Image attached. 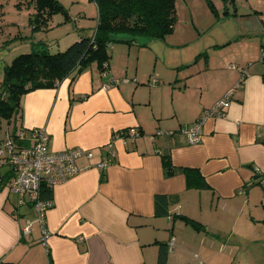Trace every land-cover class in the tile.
<instances>
[{"label":"crops","instance_id":"0c3cea01","mask_svg":"<svg viewBox=\"0 0 264 264\" xmlns=\"http://www.w3.org/2000/svg\"><path fill=\"white\" fill-rule=\"evenodd\" d=\"M229 15H237L236 10ZM249 17L234 41L245 47L255 43V49L246 52L250 57L243 59L250 65L219 67L213 88L199 96L184 94L183 86H178L183 94L168 91L174 80L186 76L181 59L167 78L156 73L160 77L149 75L144 81L138 79V68L132 77L118 72L111 54L106 74L92 64L56 87L26 93L18 113L10 120L0 117V141L7 132L28 135L42 128L53 151L80 147L92 152V157L76 161L79 172L52 188L47 245L40 242L36 222L31 234L21 235L26 219H35V210L29 202L18 205V197L0 185V261L158 264L160 244L165 243L166 264H191L217 243L219 250L248 243L256 224L262 230L264 223L258 222H264V62L257 56L264 45V14L254 10ZM95 28H79V36L92 35ZM134 45L139 44L126 46ZM13 58L0 55V83ZM207 66L210 70L211 64ZM224 71L228 74L222 77ZM230 92L224 115L205 118L202 141L188 143L180 129L204 118ZM131 128L141 135L125 140L121 134ZM110 143L115 157L101 170L98 165ZM3 168L0 175L11 176ZM157 195L177 197L167 216L156 215ZM180 215L200 222L205 230L192 228Z\"/></svg>","mask_w":264,"mask_h":264},{"label":"rangeland","instance_id":"374dc122","mask_svg":"<svg viewBox=\"0 0 264 264\" xmlns=\"http://www.w3.org/2000/svg\"><path fill=\"white\" fill-rule=\"evenodd\" d=\"M210 1L214 4L215 12L211 10L208 0H177L178 21L173 34L164 41L139 37L138 46L114 44L115 50L110 49L111 65H115L122 74L127 72V77H132L138 68V79L147 81L149 75L152 79L160 76L167 78L173 73L171 66L181 59L186 64L183 67L186 76L174 80L171 84L174 87H169L168 91L183 94L178 88L183 86L186 90L184 94L194 96L213 88V78L218 77L214 72H220L219 67L227 68L234 63L248 68L250 64L243 59L250 57L246 52L255 49V43L245 47L242 41L234 40L241 35V28L250 18L249 14L254 10L264 14V0ZM60 2L67 9L69 19H65L63 13H58L54 15L49 29L36 31L29 22L34 11L31 5L25 0H0V55L6 53L12 58L41 49L40 42L47 44L52 53L63 51L78 39L79 28L85 27L89 31L97 26L98 10L92 0ZM235 10L237 15H229L234 14ZM218 44L221 46L217 47ZM261 58L260 51L257 61L261 62ZM207 64H211L210 70ZM227 74L224 71L222 77ZM261 228L258 224L253 226L248 243L227 245L223 250L218 249L217 243L216 249L198 254L199 257H194L191 264H264V225Z\"/></svg>","mask_w":264,"mask_h":264},{"label":"trees","instance_id":"16d2710c","mask_svg":"<svg viewBox=\"0 0 264 264\" xmlns=\"http://www.w3.org/2000/svg\"><path fill=\"white\" fill-rule=\"evenodd\" d=\"M92 1L98 10L97 26L92 35H80L65 50L56 53L40 42L41 49L21 53L7 64L0 83V117L10 120L18 113L26 93L39 88L56 87L64 79L92 64H96L101 73L108 72L110 49L114 44H139V37L164 41L174 32L178 21L177 0ZM25 3L34 9L29 22L36 31L49 29L54 15L58 13H63L65 19H69L68 11L60 0H25ZM208 3L215 12L214 4L210 0ZM165 164L167 172H171L169 161L166 160ZM184 171L193 172L189 169ZM201 186L207 187L203 183ZM41 197L51 198L52 189H42ZM176 199V196L157 195L156 215L167 216ZM179 217L192 228L205 230L200 222L184 215ZM168 249L167 244H160L158 264L167 263ZM0 264L12 263L0 261Z\"/></svg>","mask_w":264,"mask_h":264},{"label":"built area","instance_id":"2783aa9c","mask_svg":"<svg viewBox=\"0 0 264 264\" xmlns=\"http://www.w3.org/2000/svg\"><path fill=\"white\" fill-rule=\"evenodd\" d=\"M261 53V61H264V46L261 48ZM106 73L104 72V74ZM113 82L117 84L119 80ZM232 94L233 92H230L226 98L217 102L206 112L204 118L180 129L179 132L188 143L197 144L202 141L204 119L223 116ZM121 135L127 140L139 137L141 133L137 128H131L127 133L123 132ZM114 137H119V135L115 134ZM26 140L29 141V144L23 145ZM81 157L90 158L92 152L80 147L64 151L51 150L49 136L42 128L32 129L28 135L25 131L17 134L7 132L5 138L0 141V166L7 168L11 173V176L7 178L0 175V185L18 197V205L29 202L35 210V219L27 218L22 226V236L31 234L33 223L36 222L41 230L40 242L47 245L50 232L46 227V215L53 205V201L51 198L43 199L41 197L42 189H52L79 172L81 169L77 166L76 161ZM114 157L115 151L110 143L108 155L99 163L98 167L101 170L110 167Z\"/></svg>","mask_w":264,"mask_h":264}]
</instances>
